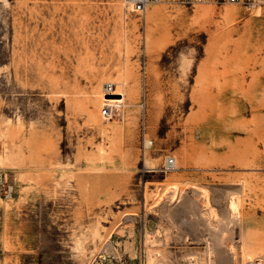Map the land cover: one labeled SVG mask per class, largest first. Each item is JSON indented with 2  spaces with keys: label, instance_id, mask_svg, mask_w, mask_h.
<instances>
[{
  "label": "rangeland",
  "instance_id": "374dc122",
  "mask_svg": "<svg viewBox=\"0 0 264 264\" xmlns=\"http://www.w3.org/2000/svg\"><path fill=\"white\" fill-rule=\"evenodd\" d=\"M0 264H264V6L0 0Z\"/></svg>",
  "mask_w": 264,
  "mask_h": 264
},
{
  "label": "built area",
  "instance_id": "2783aa9c",
  "mask_svg": "<svg viewBox=\"0 0 264 264\" xmlns=\"http://www.w3.org/2000/svg\"><path fill=\"white\" fill-rule=\"evenodd\" d=\"M124 5L133 13L140 17H144L148 9L156 4L161 3H176L183 6L195 7L203 4H233L241 5L250 9H256L264 6V0H123ZM105 96H113L115 88L112 84H107L104 89ZM122 107L121 103H109L104 106L102 114L105 118L111 119ZM176 163L174 159H168L164 165V171H172Z\"/></svg>",
  "mask_w": 264,
  "mask_h": 264
},
{
  "label": "bare ground",
  "instance_id": "6f19581e",
  "mask_svg": "<svg viewBox=\"0 0 264 264\" xmlns=\"http://www.w3.org/2000/svg\"><path fill=\"white\" fill-rule=\"evenodd\" d=\"M115 84H117V85H120L121 87L122 86H124V84L123 83H119V82H116ZM113 96H111V97H108V96H105L104 94H100V96L98 97L97 96V98H98V100H97V104H98V102H109V103H124V101H125V99H126V94L124 93V91L122 90V89H117L115 92H114V94H112ZM114 97V98H113ZM116 97V98H115ZM105 103V104H106ZM209 204V203H208ZM207 204V205H208ZM210 205V204H209ZM231 208L232 209H235V207L233 206H231ZM240 240V239H239ZM242 246V245H241ZM245 246V245H244ZM243 246V247H244ZM246 247V246H245ZM252 248V247H251ZM254 248V247H253ZM242 252V251H241ZM242 255V254H241ZM250 259H251V257H250ZM254 259V258H253ZM161 261V260H160ZM150 262V261H149ZM155 262H156V260H155ZM234 263V262H233Z\"/></svg>",
  "mask_w": 264,
  "mask_h": 264
}]
</instances>
